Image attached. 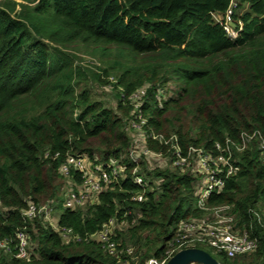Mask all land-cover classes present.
Here are the masks:
<instances>
[{
	"label": "trees",
	"instance_id": "obj_1",
	"mask_svg": "<svg viewBox=\"0 0 264 264\" xmlns=\"http://www.w3.org/2000/svg\"><path fill=\"white\" fill-rule=\"evenodd\" d=\"M233 2L237 30L242 22L234 40L214 19L224 20ZM78 44L100 59L119 58L93 73L105 86L116 73V108L80 87L87 70L65 51ZM141 122L146 148L167 158L172 139L188 156L190 149L217 155V145H239L244 134L264 138V0H0V241L9 248L0 249V264L165 260L180 222L204 216L194 195L200 177L149 169L144 157L135 164L129 132ZM69 155L102 163L124 157V177L95 205L67 209L59 169ZM234 161L236 175L209 205L229 206L237 228L258 239L243 264L264 263V229L255 215L264 224V164L256 141L234 151ZM137 167L145 189L134 182ZM71 179L82 181L76 172ZM144 190L146 200L134 201ZM31 204L57 207V227L76 239H64L42 218L25 220ZM113 219L115 256L94 237ZM24 228L32 245L27 260L16 257Z\"/></svg>",
	"mask_w": 264,
	"mask_h": 264
},
{
	"label": "built area",
	"instance_id": "obj_2",
	"mask_svg": "<svg viewBox=\"0 0 264 264\" xmlns=\"http://www.w3.org/2000/svg\"><path fill=\"white\" fill-rule=\"evenodd\" d=\"M236 8L237 4L233 2L225 14L224 20L218 15L214 16L217 22L223 24L226 33L232 40L236 39L242 30V22H238L239 28L237 30L232 20ZM140 94H143V92ZM143 124L144 122L138 125L132 124V128L142 132L145 141L146 135L142 130ZM254 140L257 143L260 158L264 164V138L258 133H254L251 136L242 135V143L239 145H235L230 141H227L225 146L217 145V155L212 152L205 153L200 149H190L188 156H184L175 144V140L172 139L166 142V145H171L173 158L164 157L161 153L151 152L145 145L142 148L140 157L137 158L134 155L135 146H133L129 157L135 164H139L143 157L148 164H150V158L158 160L166 159L171 169L200 177L195 191L197 208L204 213V216L191 217L181 221L176 235L169 243L165 260L158 262L151 259L148 261L150 262L149 264H166L177 252L187 248H195L198 244L206 245L220 255H225L230 259H234L238 255L257 252L259 248L258 239L250 237L247 232H242L237 228L236 218L231 213L229 206L210 207L209 205L211 196L221 194L225 189L227 180L237 173L234 166V151L243 152L250 142ZM123 160L124 157L117 161L102 163L97 156L93 160L87 156H67L65 163L59 169L60 175L70 180L68 183L69 189L64 194V207L67 209H77L98 203L99 195L115 184H118L120 179L124 177L126 167L123 164ZM139 170L140 168L138 167L134 170V182L145 189L144 179L138 174ZM74 172L80 174L81 183L72 181L71 175ZM133 200L139 203L144 202L146 200V191L144 190L136 194ZM51 207V205L38 207L31 204L22 215L25 220L33 221L42 218L45 223V220L49 217ZM2 211L4 210L0 203V212ZM255 215L259 218L264 229L260 216L257 213ZM117 224L115 219L110 220L99 233L94 235L95 238L103 243L106 251L111 256H115L117 253V245L113 241ZM124 224V222L121 223V225ZM54 228L61 233L64 239H76L70 229L60 230L57 226ZM31 247L30 236L27 234L26 228H24L16 236V257L21 260L29 259L31 257ZM0 249L8 251L7 242L0 241ZM127 252L128 255L133 257L134 253L132 249H128ZM120 264L132 263L130 261H123Z\"/></svg>",
	"mask_w": 264,
	"mask_h": 264
},
{
	"label": "rangeland",
	"instance_id": "obj_3",
	"mask_svg": "<svg viewBox=\"0 0 264 264\" xmlns=\"http://www.w3.org/2000/svg\"><path fill=\"white\" fill-rule=\"evenodd\" d=\"M16 11L18 12L19 8H17ZM240 13H243V12L241 11ZM65 51H67L69 54L74 56L75 62L78 66H81L87 70V72H85V76L80 81L81 82L80 87L87 89L91 93L93 100L102 102L106 107L116 108L117 103H118V94L115 88L113 87V83H114L113 81L116 78L115 77L116 73H114L113 71H110V73L112 74H111V77L109 78V81H111L112 83L110 82L111 84H107L106 86L102 84L100 81H98L97 79H95L93 77V73L96 71L100 72L99 68H103V69L109 68L111 63L116 59L119 60V58H116V56L113 53L112 56H109L108 58L106 57V59H100L99 56L97 55L94 56L91 54L92 48H84L80 44H78V47L76 49L68 48ZM129 134L135 146L134 155L138 158L140 157V154L142 153V148L145 145L142 132L134 130V131L129 132ZM149 160H150L149 161L150 164H148L149 169H155L158 167L162 170L171 169L168 166L166 159L158 160L156 158H150ZM149 181L147 182V184H150ZM69 182L70 180L66 178L65 179L66 185L63 189V194L69 189L68 187ZM151 182H153V188H151L152 190H155V188L157 189L159 187L158 180L151 178ZM194 195H195V200L197 202L196 191ZM59 217H60V211L58 210L57 207L53 205L49 211L48 219L45 220V224L50 225L52 227H56ZM120 226L123 230L126 229V224L120 225ZM197 247L209 252L221 264H243L245 261H247L254 255V253H247V254L238 255L234 259H230V258H227L225 255H220L218 252L207 247L206 245L198 244ZM132 260L135 261L136 257H134ZM149 263L150 262H148V264ZM190 264H198V263H190Z\"/></svg>",
	"mask_w": 264,
	"mask_h": 264
},
{
	"label": "water",
	"instance_id": "obj_4",
	"mask_svg": "<svg viewBox=\"0 0 264 264\" xmlns=\"http://www.w3.org/2000/svg\"><path fill=\"white\" fill-rule=\"evenodd\" d=\"M221 264L209 252L199 248H187L177 252L166 264ZM264 264V263H260Z\"/></svg>",
	"mask_w": 264,
	"mask_h": 264
}]
</instances>
